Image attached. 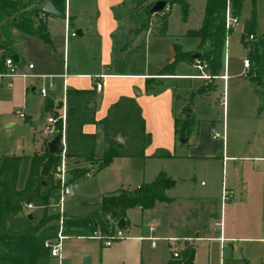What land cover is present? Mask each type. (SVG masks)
<instances>
[{"label": "crops", "instance_id": "crops-1", "mask_svg": "<svg viewBox=\"0 0 264 264\" xmlns=\"http://www.w3.org/2000/svg\"><path fill=\"white\" fill-rule=\"evenodd\" d=\"M52 2L59 10L61 0H52ZM124 2L125 0H65V17L61 15L46 17L50 43L35 36L39 39V44H37L39 52L44 57L41 62L30 61L34 64L32 70H37V74L54 67L58 46L59 49L62 47L61 39L62 35L64 36V70L53 68L48 71L54 74L49 83H54L55 88L50 90L51 96L47 98L53 100L58 113L64 109L68 89H94V104L98 122L106 116L109 107L121 96H131L142 108L146 131L150 137L145 156L115 157L105 169L94 174L89 173L73 184L72 207L65 210L64 215L67 216L66 218L87 217L97 209V204L105 195L120 189L134 190L144 183L153 181L161 171H165L172 179L171 187L166 194L173 198V201L170 203L158 201L152 208L134 206L127 209L124 228L126 237L114 242L111 246H104L98 239L71 236L64 242L62 264H167L174 256L171 250L172 240L170 238L172 237L179 238L177 247L180 253L187 243L194 246V264H244L253 252L244 245L245 243L260 242L264 248V215L262 222L259 223L260 235L249 236L245 234L249 232H234V226L228 227L224 209L228 202L232 204L239 200L235 175L240 171L242 172V191L247 192L249 189L256 188L258 203L264 205V151L258 150L259 146L256 144L248 143L241 148V153L234 151L231 153L224 139L220 143L213 142V133L219 130V122L217 123V119L213 117L217 106L215 103L217 96L213 95L216 94L219 83L223 86V113H226L227 92L229 108L232 77L227 70L226 59L223 74L215 78H203L199 72L184 71L185 67L200 71L196 59L194 62L178 63L177 68L182 67L181 73L175 70L171 75H159L160 70L174 59L175 49L174 47L166 50L161 47L156 49L159 65L157 69L152 70L150 51L157 39L153 35L160 34L156 27L154 32H151V29L146 35L145 74H116L110 67L114 51L123 43L124 33L131 27L129 18L135 5L134 0H130L128 10L124 11ZM202 11V21L198 27L193 29L201 27L205 6ZM72 31H75L76 35H72ZM31 36L33 35L27 36L21 43L20 56L18 55L19 61L24 65L27 64L24 57V45ZM90 37L99 42L97 49L94 50L93 60L90 58V53L89 57L81 58L78 51V46L85 45ZM239 42L234 40L231 45L229 41L227 51L230 53L233 49V53L238 56L241 51ZM71 43H74L72 51ZM97 50L98 52L95 53ZM185 51L192 52L196 49ZM246 55L243 54L238 58L244 60ZM94 62H98V65L95 66ZM47 64L50 67H47ZM247 70L248 68L244 67L242 77L248 76ZM252 74L253 72L250 76ZM152 77L163 78V84L148 85L147 79ZM179 78L191 81L200 80L195 86L191 83L189 99L186 96L184 100L178 94L177 88L168 85L169 80ZM98 80L103 83L101 90L96 88ZM214 81L215 85L209 86L208 83ZM246 83L250 85L251 95H255L258 99L256 119L258 125L264 127V90H260L261 83L251 79H246ZM25 87L28 90L27 86ZM242 90V86H237L234 90L235 96H240ZM31 91L35 92L36 87L35 90L31 88ZM181 99H183L182 104L178 110ZM191 101H195L198 107L202 108L199 109L203 115L196 113L197 109L190 104ZM188 108H190V113L191 111L195 113L192 119L196 129L193 127L191 134L184 137L176 133L175 121L189 118L190 115L186 114ZM84 131L97 133V151L100 154L105 145L103 126L100 123H89L84 126ZM222 132V137H225V121ZM254 134L257 135V139L264 140L263 133ZM44 137V142L38 152L44 149L45 142L48 140L45 134ZM118 140L124 142L123 137H119ZM159 148L168 149L172 156H154L153 154ZM14 153L25 155L17 152L9 154ZM230 160L251 161L252 163L243 166L240 171L233 166L230 174H227L225 164ZM187 161L199 162L203 165L193 167L187 174L184 164H181ZM68 165L70 169L89 167L93 170L97 163L85 161L84 158H74L68 160ZM221 166L222 182H220ZM201 175L205 176L207 181L201 179L199 182L198 177L201 178ZM91 182H94L93 186L89 187L88 183ZM224 187L233 194L225 201L222 198ZM246 195L249 196L250 193L247 192ZM83 205L90 208L86 215L80 210ZM30 212L32 211L27 210L25 213ZM34 213L36 216V211ZM260 254H262L260 250L256 251L257 256ZM50 264H59V262L53 258Z\"/></svg>", "mask_w": 264, "mask_h": 264}, {"label": "trees", "instance_id": "trees-1", "mask_svg": "<svg viewBox=\"0 0 264 264\" xmlns=\"http://www.w3.org/2000/svg\"><path fill=\"white\" fill-rule=\"evenodd\" d=\"M45 0H0V67L3 59L9 55L20 56L21 43L27 36L33 35L50 43V34L42 4ZM158 0H134V7L130 14L131 27L124 33V41L115 49L111 69L116 74H145L147 40L146 35L134 44L131 36L137 37L140 32L150 28L153 16H160L161 21L157 32L166 33L168 16L171 6L180 4L186 15L187 0H166L167 6L162 12L151 14L150 9ZM244 0H206L205 13L200 28L189 31L190 35L199 37L203 49L198 58L207 64V71L211 78L218 77L225 70V49L228 31L234 28L226 27V13L228 5L232 6V13L240 17ZM61 16L65 17V0L59 6ZM256 37L252 22L247 21L242 31L234 32V40L240 41L244 47H249L248 58L255 68L250 76L252 81L261 83L264 74V36L249 40L250 35ZM233 40V41H234ZM196 51H184L180 45L175 48L174 59L167 63L159 75L174 74L178 63L182 61L194 62L192 57ZM124 53V57H121ZM20 60V59H19ZM18 60V61H19ZM164 80L160 77L147 79L148 85H161ZM94 89H68L66 94V157L67 159L84 158L85 161L95 162V169L89 167L69 169V182L75 184L89 173L108 167L118 156H145L150 143L146 131L145 118L142 108L134 97L121 96L108 109L106 116L98 122L96 119ZM47 112H54L55 105L51 98L46 104ZM100 123L104 129V148L97 151L96 132L84 131L86 124ZM192 118L176 119V133L189 136L193 130ZM59 133L62 123L58 124ZM124 138V142L118 140ZM48 140L41 152L33 156L21 154L0 155V264H50L53 260L46 241L57 236L58 224L53 223L58 214L49 215L48 207L53 200L58 201L60 182L57 178V167L61 162V154L51 153ZM156 157H170L171 152L166 148H159L153 154ZM172 179L165 171H161L156 178L142 184L134 190L120 189L105 195L97 204V209L84 218H66V231L76 236H90L100 230L104 236H111L120 219L126 220L127 209L134 206L152 208L158 201L170 203L173 198L166 194L171 187ZM32 204L33 208H44L43 217L36 222L31 220L29 213H25L24 206ZM126 226V225H125ZM121 227V228H125ZM180 257L173 256L167 264H194L195 248L187 243L180 253Z\"/></svg>", "mask_w": 264, "mask_h": 264}, {"label": "rangeland", "instance_id": "rangeland-1", "mask_svg": "<svg viewBox=\"0 0 264 264\" xmlns=\"http://www.w3.org/2000/svg\"><path fill=\"white\" fill-rule=\"evenodd\" d=\"M188 2V12L185 15L183 12V8L180 4H174L171 6V11L168 16V25L166 33L164 34H156V42L155 45L151 46L150 51V58L152 60L151 68L152 70L157 69L158 67V60L159 56L155 51L159 47L163 49H168L169 47L176 48L177 45H180L182 50H190V49H199L201 44V39L199 37L193 36L189 34V31L193 28H196L200 25L202 21L203 15V8L205 6L206 0H187ZM130 4V0H125L123 3V10H128ZM126 7V8H125ZM230 9L232 11V6L230 5ZM132 12V10H131ZM131 14V13H130ZM160 16H153L151 19L150 28L147 31L140 32L137 37L131 36L130 40L133 41L134 44H137L141 38L147 35L150 30L154 32L156 30L157 24L160 23L161 19ZM247 21L252 22V26L255 30L256 37L260 38L264 36V0H244L242 6V13H241V24L234 28V32L242 31L244 29V25ZM233 32V33H234ZM231 33L230 36L233 34ZM73 40V39H72ZM234 40V36L230 37L229 41L232 44ZM63 42L64 36L62 35L61 44L62 47L59 49L58 46V53L56 55L54 67L56 69L64 70V55H63ZM60 43V42H58ZM239 48L241 49L238 56L246 55L247 52H250L249 47H244L241 42H239ZM39 44V39L35 36H31L27 39L24 45V57L27 61V64L30 63L31 60L37 63L38 61L41 62L44 57L39 52V48L37 46ZM73 44L71 43V51L73 50ZM97 44H99L97 39L90 37L87 39L85 45L78 46V51L80 57L88 56L90 53V58H94V50L97 49ZM229 44V43H228ZM230 45V46H231ZM227 48V47H226ZM200 52H203V49H199ZM39 52V53H37ZM98 50L95 52L97 53ZM227 49H225V59L227 70L231 75V85H230V94H229V108H228V92L226 93V113H223V103L222 100L224 99L223 94V86L222 83H219V87L217 88L216 94L214 93L213 96H217L215 99L216 111L214 114V118L217 119V123L219 122V132L223 134V122L225 121L226 124V134L225 137H219L214 139L213 142L220 143L224 139L226 141V146L228 147L229 151L232 153L240 152L241 148L248 143L256 144L259 146L258 150L264 151V140L262 138L257 139V135L254 133H263L264 134V127H260L257 123L256 119V104H258V99L255 95H251L250 85L246 83V79L250 80V74L253 72V62L251 60V66L247 70L248 76L242 77V73L244 72L243 61L248 58V54L244 56V60L239 59L236 54L233 53V49L231 52L227 53ZM230 54V55H229ZM249 59V58H248ZM33 63V62H32ZM70 63V62H69ZM68 64V62H67ZM94 65H98V62H94ZM229 66V67H228ZM47 67H50L47 64ZM84 67V66H82ZM182 67L176 66L177 73H181ZM229 68V69H228ZM50 69H47L46 72L41 74H37V70H32L31 73L34 74L33 77H15L12 79V86L6 88L0 93V155L9 154L13 152L23 153L28 156H33L35 153L40 151L42 144L44 142V128L46 126L48 112L46 111V104H47V97H43L39 90L41 87H48L49 80L54 77V74ZM206 73L209 75L207 71V67L204 68ZM184 71L188 72H199V74H203L202 70L200 71L195 68H187L185 67ZM44 76V77H43ZM211 78V77H210ZM34 80V81H33ZM210 80V79H209ZM36 81V82H35ZM200 80H189V79H171L169 80L168 85L178 89V94L183 97V99L187 96L188 99L191 96V83L193 86L198 84ZM262 82L260 90H264V74L260 79ZM23 82V84H22ZM253 83V82H252ZM251 83V84H252ZM209 86H214V82H209ZM22 85V86H21ZM246 85V86H245ZM254 85V84H253ZM28 90H26V87ZM237 86H242L243 90L240 92V96H235L234 90ZM36 87V91L32 92L31 88ZM264 93V92H263ZM204 94V93H203ZM51 96V93H49ZM180 100L178 104V110L180 105L182 104V100ZM206 99V98H205ZM214 99V98H212ZM186 100V99H184ZM197 103H199L197 101ZM193 107L197 109V114L203 115L200 111L202 108L198 107L195 101H191L190 103ZM200 105V104H199ZM201 106V105H200ZM201 108V109H199ZM190 109V108H188ZM186 111V109H185ZM24 113L26 116H21V113ZM54 114H58V110L52 112ZM181 113V112H180ZM185 113V112H184ZM207 114H205L206 116ZM195 116V113L191 111L189 118ZM196 126V125H195ZM196 129V127H194ZM222 152V150H221ZM241 153V152H240ZM251 161H227L225 164V169L227 174H230L231 169L233 166L236 167L238 171L242 170L243 166H247L251 164ZM184 164L185 172L187 174L189 171L196 167L197 165H203L199 162L195 163L194 161H187ZM180 164V165H181ZM179 165V166H180ZM208 165V164H206ZM70 169V167H69ZM221 178L220 182H222L223 172L221 166ZM235 182L237 184V196L239 200L237 203H229L227 204L224 212L226 210L227 216V223L228 227L234 226V232H249L245 233L249 236H259L261 232L259 228V223L262 221V217L264 215V205L258 203L257 199V189H249L250 195H246V191H242L241 189V182H242V172L236 173ZM58 178V177H57ZM199 182L200 180L207 181V178L201 175V178L198 177ZM71 183V182H69ZM94 182L88 183L89 187L93 186ZM74 186L71 188V192L67 194L66 200L63 206V212L65 210H69L72 207V201L74 200L73 195H71ZM60 191V190H59ZM78 199V198H76ZM79 207V206H78ZM90 208L83 205L80 207L83 214L86 215L87 211ZM27 210H31L32 212L36 211L35 220L38 222L44 214L45 209H33L28 208ZM27 210H24L26 212ZM49 215L58 214L59 217L52 221L53 223L58 224V230L60 229L61 219L63 213L60 210V206L57 201L53 200L50 206L47 209ZM81 214V215H83ZM66 215H64V222L63 225L66 229ZM67 232V231H66ZM51 240H54L51 239ZM244 245L248 246L250 250L253 252L250 254L248 261H245L244 264H264V248L263 244L260 242H252V243H245ZM260 250L262 254L260 256L256 255V251ZM56 263V261H54Z\"/></svg>", "mask_w": 264, "mask_h": 264}, {"label": "built area", "instance_id": "built-area-1", "mask_svg": "<svg viewBox=\"0 0 264 264\" xmlns=\"http://www.w3.org/2000/svg\"><path fill=\"white\" fill-rule=\"evenodd\" d=\"M166 10H170V7L167 6ZM240 24V17L233 15L230 4L227 8L226 13V27L228 30L231 28H235ZM72 35H76L75 31H72ZM250 39H254V35L251 34ZM230 39V31H228L227 41H226V47H228ZM3 68L0 67V93L5 90L6 88H9L12 86V79L15 77H32L34 74L31 73V70L34 68L33 63L28 64H22L20 61H16L13 55H9L3 59ZM196 63L198 67L202 70L203 74H201V77L203 78H210V75L205 73L204 68L207 67V64L205 62L200 61L198 58H196ZM251 66V62L248 58L244 60V67L249 68ZM66 76V74H65ZM44 77V76H43ZM103 87V83L101 80H98L96 82V88L98 90H101ZM55 88L54 83H49L48 87H41L39 92L43 97H49V93L51 89ZM57 110V109H55ZM21 116L25 117L26 115L22 112ZM59 122L62 123V135H63V144L65 146L64 152L61 154V162L57 167V177L60 182V191H59V199L57 203L60 206V210L63 213L60 229L58 230L57 236L54 238V240H47L46 246L50 248L51 255L56 258L59 262V264H62V250L64 246V242L66 239L70 238L71 236H76L69 234L65 231V227L63 225L64 222V212H63V206L64 202L66 200L67 194L71 192V188L73 184L69 183V165H68V159L66 157V140H65V124H66V102L64 104V109L62 112L58 114H54L52 112H48L47 116V123L44 128V134L48 138V141H50L56 134L59 133L58 124ZM219 137H222V134L218 131H215L213 133V139H217ZM233 196L231 191H228L226 187L223 189L222 198L223 200H228ZM28 208H33L32 204H28L24 206V210H27ZM80 237H86V236H80ZM126 237L125 231L123 228L117 224L115 232L111 236H104L100 230L95 231L92 235L87 236L86 238H94L98 239L103 243L104 246H111L114 242L123 239ZM172 240L171 250L173 251L174 257H180V252L177 247V241L179 238L172 237L170 238Z\"/></svg>", "mask_w": 264, "mask_h": 264}, {"label": "water", "instance_id": "water-1", "mask_svg": "<svg viewBox=\"0 0 264 264\" xmlns=\"http://www.w3.org/2000/svg\"><path fill=\"white\" fill-rule=\"evenodd\" d=\"M167 5L166 0H158L156 1L153 6L150 9L151 14L159 13L164 10V8ZM42 10L44 13L49 14V15H54V16H59L61 15V12L55 7L53 4L52 0H45L42 4ZM202 56V53L200 51L194 52L192 54V57L194 58H200ZM13 57L15 58L16 61L19 60V56L17 54H14ZM121 57H124V53H121ZM33 90H35V87H33ZM187 116L190 115V109H187L186 111ZM48 149L51 153L55 154H62L65 150V146L63 144V135L62 133L56 134L49 142H48ZM29 219L33 220L35 219V213L30 212L28 214ZM119 226L124 227L126 225V220L125 219H120L119 220Z\"/></svg>", "mask_w": 264, "mask_h": 264}]
</instances>
